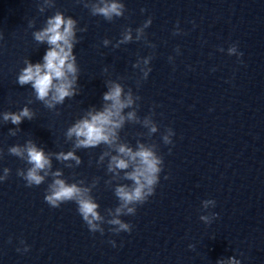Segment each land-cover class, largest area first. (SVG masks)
I'll list each match as a JSON object with an SVG mask.
<instances>
[{"label": "water", "instance_id": "95a60500", "mask_svg": "<svg viewBox=\"0 0 264 264\" xmlns=\"http://www.w3.org/2000/svg\"><path fill=\"white\" fill-rule=\"evenodd\" d=\"M95 2L0 0V176L8 170L0 181V264H215L228 255L264 264V0H122V15L111 19L93 13ZM55 11L77 20L79 74L77 93L49 108L31 85L17 84L16 74L26 57H42L48 45L32 33ZM148 17L152 23L137 39ZM177 22L180 33L173 31ZM129 29L132 39L118 43ZM232 43L243 53L239 59L227 52ZM109 81L133 97L122 110L116 143L133 150L143 143L163 158L154 194L137 202L134 214L115 211L121 204L116 187L133 185L125 175L132 165L109 171L114 147L77 148L75 136L66 134L89 109L110 103L103 100ZM25 105L31 119L3 120V112ZM133 110L136 118L128 119ZM169 128L173 143L163 139ZM28 142L51 160L39 185L26 186L23 178L32 166ZM69 150L79 163L57 159ZM103 152L109 155L100 160ZM57 170L59 178L89 189L103 234L87 228L74 200L59 207L44 200ZM207 198L215 206L203 207ZM213 211L219 215L211 223L199 219ZM117 215L130 222V232L111 231ZM21 240L28 251H17Z\"/></svg>", "mask_w": 264, "mask_h": 264}, {"label": "clouds", "instance_id": "9594fccd", "mask_svg": "<svg viewBox=\"0 0 264 264\" xmlns=\"http://www.w3.org/2000/svg\"><path fill=\"white\" fill-rule=\"evenodd\" d=\"M125 5L122 0H96L92 5V11L95 15H100L106 19L112 17H119L123 13ZM152 23L151 17L145 20L143 27L137 28V39L145 27ZM77 20L72 16L63 13L62 11H55L46 18L44 25L33 31L32 35L35 41L46 43L48 47L44 50L42 57L35 62L26 57L23 61V67L19 69L16 74L17 84L24 86L31 85L32 90L38 100L42 101L47 107L51 108L57 104H62L66 97H72L77 93V81L79 74V66L77 64L76 55L73 51L74 45L77 42L76 35ZM174 28L175 33H180L183 30L178 26ZM2 38V34H0ZM132 39L131 29L127 30L121 37L118 43L127 42ZM105 45L108 40L103 41ZM221 47L219 51H223ZM179 53V45L176 47ZM227 52L235 54L239 59L243 53L238 50V45L232 43L227 48ZM170 61L172 56L168 58ZM149 63L148 59L144 60V64ZM145 77L148 76L151 68L143 69ZM103 100L110 103H105L100 109L91 108L85 115L75 120L67 128V136H75L74 147H95L101 143L108 144L115 148L116 154L111 155L108 162V170L114 171L116 169H127L132 165V170L126 172L125 175L133 181L132 186L118 185L115 189L116 195L121 201L120 206L116 208V213L119 214L125 211L128 214H134L136 208L134 205L138 202L143 204L148 198L154 194L156 186L160 180V173L162 171L163 158L156 154L154 149L138 142L136 150L124 143H116L118 140L117 130L122 127L126 116L122 110L132 105L133 97L131 93H123L120 83L116 81H109L107 83V91L103 93ZM33 112L25 105L18 111H5L2 113L4 121H11L12 124H20L24 118L31 119ZM128 119H134L135 111L127 113ZM145 125L151 124L150 130L155 132L156 125L149 119L145 118ZM175 135L174 129L169 128L168 133L164 135L163 139L166 143H173L171 137ZM11 152L23 155V151L19 147H12ZM171 151V149L169 150ZM26 153L29 163L32 165L24 174L26 186L33 184L39 185L44 176L40 174V170L47 169L51 166L50 157L45 151L34 142H28ZM109 155L108 152L101 153L99 159L103 160L104 156ZM57 159L68 160L69 158L80 162V157L76 155L74 150L56 153ZM7 169H5V176H0V181L6 178ZM47 174V173H45ZM56 177L49 185V191L44 196V200L51 207H59L64 201L74 200L77 204V211L82 220L86 223L87 228L91 232L99 231L104 233V229L98 223L103 218L97 211L98 203L88 194V188H82L75 183H68L60 177V171L53 173ZM166 178V177H165ZM215 199L207 198L201 200V205L207 207L208 205L215 206ZM133 205V206H130ZM219 214L215 211L208 216L200 213L199 219L206 225L211 223ZM112 225H117L111 229L114 233L123 231H131L132 225L130 222L119 219V216L113 217L109 221ZM113 247L116 246L115 240L109 241ZM23 248L17 247V251H28L30 245L23 240L20 241ZM188 247L194 248L193 244ZM215 264H242L241 259L237 255L220 256L216 259Z\"/></svg>", "mask_w": 264, "mask_h": 264}]
</instances>
